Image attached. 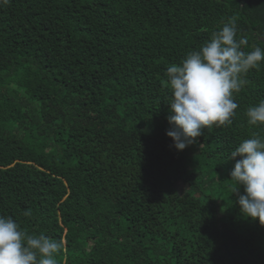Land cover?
<instances>
[{"label":"trees","instance_id":"trees-1","mask_svg":"<svg viewBox=\"0 0 264 264\" xmlns=\"http://www.w3.org/2000/svg\"><path fill=\"white\" fill-rule=\"evenodd\" d=\"M232 17L264 48V0H0V216L59 242L57 264H264L229 181L264 137V63L231 124L183 151L166 134L167 68Z\"/></svg>","mask_w":264,"mask_h":264},{"label":"clouds","instance_id":"clouds-1","mask_svg":"<svg viewBox=\"0 0 264 264\" xmlns=\"http://www.w3.org/2000/svg\"><path fill=\"white\" fill-rule=\"evenodd\" d=\"M237 37L236 18L213 32L209 42L190 51L180 64L165 73L168 87L170 129L167 136L183 151L204 129L231 124L239 107L234 94L247 84L246 76L264 63V48L244 51L248 39ZM249 125H264V100L246 110ZM237 160L230 172L241 214L264 226V137L243 140L230 153ZM243 186L244 194H240ZM31 215L30 211L24 213ZM61 244L43 234H29L11 217L0 216V264H57Z\"/></svg>","mask_w":264,"mask_h":264}]
</instances>
